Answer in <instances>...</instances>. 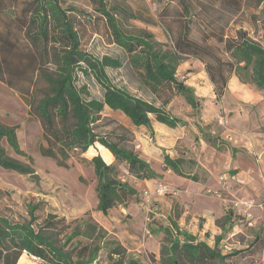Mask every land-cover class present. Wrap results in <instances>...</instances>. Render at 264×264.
<instances>
[{"label":"rangeland","instance_id":"rangeland-1","mask_svg":"<svg viewBox=\"0 0 264 264\" xmlns=\"http://www.w3.org/2000/svg\"><path fill=\"white\" fill-rule=\"evenodd\" d=\"M6 5L10 0H3ZM17 12L24 0H11ZM63 6L80 10L77 22L81 48L94 57L119 58L120 67H107L111 81L131 93L159 105L166 94L156 96L143 84L141 76L129 62L127 52L112 39L105 18L91 0H61ZM192 18L190 37L205 42L206 32L214 29L225 39L238 38L242 31L256 41H262L264 0H188ZM120 28L136 36L150 35L162 48H173L180 31L184 12L176 0H107ZM10 15V14H7ZM5 18L6 14H1ZM1 26V23H0ZM206 43L219 48L223 58V44L212 36ZM176 77L193 88L200 107L194 111L180 95H174L166 109L185 124L169 127L151 117V132L145 126H134L119 110L105 107L97 121V130L111 133L112 139L135 149L151 166L161 173L156 179H136L126 163L118 165V177L136 188L126 202L111 208L107 214L97 209L96 176L89 159L100 154L105 161L111 154L97 142L82 154L71 155L66 166L54 158L43 156L39 144H44L41 126L16 90L0 82V122L15 125L19 147L16 153L5 140L6 153L27 164L38 176V184L31 173L21 174L0 167V214L15 221L28 217L27 205L40 202L36 210L41 222L48 213L64 216L69 228L85 230L89 224L92 236L82 234L63 244L74 252L84 243L99 247L91 264H109V247L118 241L144 264H162L160 249L168 244L164 227L175 220L181 229L215 246L216 236L222 232L217 248L232 253L224 264H264V89L242 83L235 75L228 79L224 94L218 99L204 63L194 56L184 57L176 68ZM79 85L85 84L90 97L100 98L102 90L93 77L79 74ZM125 131L130 140H119ZM217 135L224 142L220 148L206 139ZM234 149L233 152L231 149ZM194 159L199 165L187 168L189 175L180 176L163 169L162 155ZM187 175V174H186ZM204 179V180H203ZM229 213V222L224 215ZM61 234L60 243L64 241ZM80 241V242H78ZM0 264H47L42 259L22 251L17 258L8 254ZM191 264V263H190Z\"/></svg>","mask_w":264,"mask_h":264},{"label":"trees","instance_id":"trees-1","mask_svg":"<svg viewBox=\"0 0 264 264\" xmlns=\"http://www.w3.org/2000/svg\"><path fill=\"white\" fill-rule=\"evenodd\" d=\"M91 1L105 18L113 41L127 52L129 62L138 70L144 86L156 96L166 94L159 105L111 81L106 68L120 67L122 61L110 56L98 59L84 51L77 29L79 15L83 13L78 8L63 6L61 0H24L18 11L11 13L6 10H14L13 1L6 5L0 0V82L22 95L29 114L38 119L44 141L39 144V152L43 156L66 166L71 155L79 156L96 142L111 152L112 163H107L100 154L89 159L97 180V209L107 214L111 208L125 203L128 196L138 193L127 181L119 179L118 165L126 163L128 172L136 179H156L162 175L135 149L113 140L111 133L102 134L96 129L103 109L119 110L134 126H145L151 132L152 116L172 128L184 125L185 120L170 113L165 105L174 95H180L194 111L199 110V99L193 88L175 74L177 65L186 56H194L204 63L218 99L224 94L232 74L242 83L264 89V30L260 42L242 31L236 39H225L222 32L209 29L206 39L212 36L223 44V51L228 54L223 58L219 48L206 43V39L202 43L190 37L191 4L188 0H176L185 16L173 48H162L150 35L124 32L107 7V0ZM1 14H6L5 18ZM79 74L95 79L102 90L100 98L90 97L86 85L78 84ZM127 132L118 139L130 140ZM206 139L218 148L224 142L217 135L206 134ZM2 140L16 153H22L15 125L0 122V167L21 174L31 173L27 164L6 153ZM162 162L163 169L198 180L186 171L193 166L199 168L194 159L163 153ZM40 205V202L28 204V217L21 221L0 214V260L7 262L10 252L17 258L22 251H27L47 264H91L99 247L84 243L75 253L73 249H63V244L82 234L92 236L90 228L93 224L85 227L83 233L79 227L67 232L66 218L55 213H48L38 222L35 212ZM230 218L229 213L224 215L225 222ZM164 229L170 237L168 244L160 249L162 264H224L226 258L239 253L235 250L223 254L217 248L224 227L216 236L214 247L181 229L175 220ZM61 234L64 241L60 243ZM112 244L108 250L109 264H144L118 241L112 240Z\"/></svg>","mask_w":264,"mask_h":264},{"label":"water","instance_id":"water-1","mask_svg":"<svg viewBox=\"0 0 264 264\" xmlns=\"http://www.w3.org/2000/svg\"><path fill=\"white\" fill-rule=\"evenodd\" d=\"M29 176H30V178H33L35 180V182L38 184V176L36 173H31Z\"/></svg>","mask_w":264,"mask_h":264},{"label":"crops","instance_id":"crops-1","mask_svg":"<svg viewBox=\"0 0 264 264\" xmlns=\"http://www.w3.org/2000/svg\"><path fill=\"white\" fill-rule=\"evenodd\" d=\"M160 123V122H159ZM165 125V124H164ZM111 153V152H110ZM114 161V157H113V155L111 154V158L108 160V161H106L107 163H112ZM144 180H146V179H144Z\"/></svg>","mask_w":264,"mask_h":264}]
</instances>
